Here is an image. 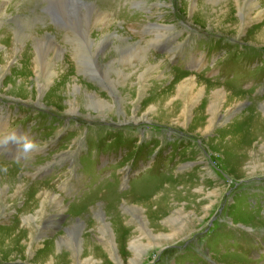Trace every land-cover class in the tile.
Masks as SVG:
<instances>
[{
    "label": "rangeland",
    "instance_id": "rangeland-1",
    "mask_svg": "<svg viewBox=\"0 0 264 264\" xmlns=\"http://www.w3.org/2000/svg\"><path fill=\"white\" fill-rule=\"evenodd\" d=\"M237 1L84 0L119 37L84 55L87 72L56 12L65 0H0L12 13L0 19V131L42 146L20 162L17 145L0 148V264H264V0ZM120 31L145 49L137 73L113 48ZM49 34L60 57L47 55L48 84L27 64L32 38Z\"/></svg>",
    "mask_w": 264,
    "mask_h": 264
},
{
    "label": "bare ground",
    "instance_id": "bare-ground-1",
    "mask_svg": "<svg viewBox=\"0 0 264 264\" xmlns=\"http://www.w3.org/2000/svg\"><path fill=\"white\" fill-rule=\"evenodd\" d=\"M47 1H50V0H47ZM82 1H84V0H65L66 3H59L58 5H56L57 7L56 6L55 7H56V12H58V17H60V19L62 20V24H63L62 26L65 27V32H66V30L68 28H69V31L71 30L72 35L71 36L70 35L68 36V39L70 40L69 44L70 45L73 44L74 45V49H76V50L73 51L72 57L73 58L76 57V59H78V62L81 64L82 68H84V71H87V70H90L89 69L90 66L88 64H86V61H85L86 58L84 59V55L86 56V54L88 52H95V54H97V55L98 54H101V53L104 54L106 52V50L112 46V40L119 39V37L118 36H113V33H111L112 26H114V24L116 26V24H117L116 23V20L113 18V16H112L111 13H109L108 11H102V13H100L98 11V8H90V7L86 6L85 3H82ZM251 1H253V0H251ZM238 2H241V1L238 0L237 3ZM247 4H244V6H243V4H239L238 3V5H240V6L242 5L243 6V7L242 6L241 7L243 9H245V11H246V9H248L247 8ZM8 6L7 5L6 6L3 5L2 7H0V19H6V16H9V15H10V17L12 16V13L7 10V7ZM47 7H48L47 10H49V12H50L51 11L50 5L47 6ZM84 7H86V8H84ZM83 9H85V11ZM225 17H228V16L226 15ZM21 22H22V18H18L17 24L18 23L21 24ZM167 30H168V27L159 26V27H156L155 31L153 30V32L155 33V34L154 33L153 34H154V36H157L158 38H162L163 37V34H161L162 31H164V34H165V33L168 32ZM26 31L27 30L25 28H21L20 31H18V33L15 34V37L18 40V43L22 44L23 40L26 38V35H25V32ZM119 34L124 39V40H122L121 43L124 44V46H125V48L124 49H121V50H120V47L121 46H119V44L118 45H115L113 47L118 53H120V56L121 57H120L119 62H120V64H122L123 62L126 63L127 66H125V68L132 69V71H130V72L137 73V71H135V70H137L140 67V65H135L134 66L133 65V62H134V59H137L138 60L139 58H141V54H142V52L145 51V49L142 47L141 44H138V43L136 44V43H134L132 41H131V43H133V44H130L129 38L126 37L125 36L126 34H124L123 32L120 31ZM29 37H30V35H29ZM32 39L34 41H37V43L35 45V55H34V58L33 59L32 58L30 59V62L31 63L30 64H27V66L28 65H32L33 69L36 70L38 72V74H41V72L44 73L43 74V78L48 83V82L52 81V78L56 75L55 74L56 71L53 69V65L55 66L56 60L59 61V57H60L59 53L60 52L56 48H55V50L50 51L52 47H57V44L55 45L53 43L54 40H52L50 38V34L47 35V37H45V36H43V38L33 37ZM153 42L154 43H157L154 40H153ZM20 50H21L20 51L21 53L24 52V49L22 47L20 48ZM12 52H13V54H12L13 57H15V55L16 56L19 55V52H16V49L15 48H12ZM51 52L57 54V56L55 58L56 60H54V61H52L51 59H48L47 58V55H49V53H51ZM26 58H28L27 52L25 53V59ZM153 59L155 61H158V63L159 62H162L163 63V59L159 60L160 58H155V57ZM25 61H27V60H25ZM141 61H142V59H141ZM23 67H25V66L23 65ZM161 67H163V65H159L158 64V67H156V68L159 69ZM94 74H96V72ZM141 76H143V75H141ZM122 77H124V76H122ZM106 80H108V79H106ZM193 83L195 85H197V84L200 85L199 83H197L194 80H192L191 82H189L188 84H186L184 86V90H183V92H184V94H186V96H187V94H192L190 91L193 89V86L191 85ZM219 88L220 89H223V90H227V89H224L222 87H219ZM220 89L219 90H216V92H214L212 94L214 96L211 95L212 97L210 98V101L216 102V100L220 96L224 95ZM201 93H203V92H201ZM95 98H94V95H91L90 100L99 101V100H97ZM220 102H222V101H220ZM212 104H215V103H212ZM211 114H213V113L211 112ZM21 186H24V185L22 184ZM0 194L2 195V193H0ZM43 194H45V193H43ZM45 196L46 197H45L44 200H47V201L50 198H53L50 195H47V193L45 194ZM47 196L49 197V199H47ZM60 207H61L62 210L65 209V205H63L62 203H61ZM127 210H130V211H132V210L139 211L140 209L139 208H136V206H135L134 208H129ZM132 214H134V213H132ZM103 215H101V216H103ZM30 219H31L30 222L35 221V220H33L35 218H30ZM180 224L182 225L183 222H180ZM144 229H145V231H144ZM144 229L141 228L140 230L143 231L144 232V235H145L149 231H148L147 227H145ZM148 234H147V236H148ZM109 244L115 250L114 247H115L116 244H114L113 241L110 242ZM140 246L141 247H138L137 248L138 251L135 252L136 255H140L142 253L143 249L145 248V246H142V245H140ZM135 260L132 259L131 264H137V261H139V260H136V261Z\"/></svg>",
    "mask_w": 264,
    "mask_h": 264
},
{
    "label": "clouds",
    "instance_id": "clouds-1",
    "mask_svg": "<svg viewBox=\"0 0 264 264\" xmlns=\"http://www.w3.org/2000/svg\"><path fill=\"white\" fill-rule=\"evenodd\" d=\"M10 144L17 145L15 160L28 161L35 153L42 150V146L35 139L31 138L28 134H20L18 131L6 128L0 131V148L7 149ZM0 171L7 173V166H0Z\"/></svg>",
    "mask_w": 264,
    "mask_h": 264
}]
</instances>
